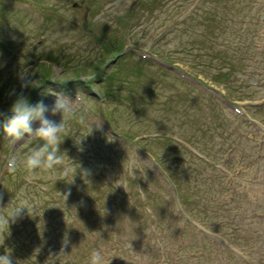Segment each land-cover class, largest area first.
I'll return each mask as SVG.
<instances>
[{"label": "rangeland", "instance_id": "1", "mask_svg": "<svg viewBox=\"0 0 264 264\" xmlns=\"http://www.w3.org/2000/svg\"><path fill=\"white\" fill-rule=\"evenodd\" d=\"M222 58L238 69L215 78L227 69ZM25 71L32 82L21 89ZM13 89L49 108L57 95L72 100L75 118L58 153L72 171L63 180L59 165L27 172L25 158L43 142L26 134L12 144L0 127V214L29 205L5 231L0 255L10 250L14 264H88L97 245L112 264H150L158 241L161 264H175L172 205L222 232L237 224L232 238L253 246L252 264H264V0H0V111L10 112ZM140 186L161 227L154 234ZM188 234L190 249L199 247ZM208 254L199 263L217 264Z\"/></svg>", "mask_w": 264, "mask_h": 264}, {"label": "clouds", "instance_id": "2", "mask_svg": "<svg viewBox=\"0 0 264 264\" xmlns=\"http://www.w3.org/2000/svg\"><path fill=\"white\" fill-rule=\"evenodd\" d=\"M19 80L21 81V89L27 88L32 82L26 71L20 73ZM9 95L14 96L15 99L10 105L11 115L3 124L5 137L12 144L23 139L26 134L30 138H37L43 142L37 148L33 149L25 158L23 162L25 170L29 173H33L37 169L41 171H50L54 169L61 163V157L58 156V153L60 152L59 145L62 141L61 134L65 132V122L70 117L75 118L72 100L62 94L57 95L53 105L49 108V106L45 105L43 100H39L35 104L29 103L28 98L24 95L22 90L17 92L13 89ZM49 111L52 115L57 113L61 114L59 123L48 119L44 115L45 112ZM82 119L83 118L80 117L81 121ZM34 120L39 121V127H32V122ZM10 166L13 170L15 169V160L11 162ZM74 171L76 174L77 168ZM83 174L86 176L88 172L85 170ZM64 175H67L66 171L61 174V176H58L57 180L62 179ZM0 199H2V194H0ZM28 207V201L20 200L17 206L9 208L8 211L0 214V245L4 243V234L5 231H8L10 223H15L21 218L24 210L28 211ZM66 243L67 241H65V244ZM0 264H14L10 250L0 255ZM88 264H102L100 253L94 251L91 254Z\"/></svg>", "mask_w": 264, "mask_h": 264}, {"label": "trees", "instance_id": "3", "mask_svg": "<svg viewBox=\"0 0 264 264\" xmlns=\"http://www.w3.org/2000/svg\"><path fill=\"white\" fill-rule=\"evenodd\" d=\"M203 1V0H202ZM201 1V2H202ZM224 61H226V63H227V69L224 71V72H222V71H220V72H217L215 75H216V77L215 78H225L226 76L225 75H228V74H230L232 71H234L235 70V68H234V66H233V64L231 63V60L230 59H224V58H222ZM89 161V163L91 164L92 163V161L89 159L88 160ZM92 165H95V163L94 164H92ZM177 188V187H176ZM177 190H178V188H177ZM179 192V191H178ZM180 194V193H179ZM79 196H83V195H81V194H78ZM68 200V199H67ZM54 201H55V197L54 198H52V199H49V201L48 202H46V203H44V206L45 205H50V204H52V203H54ZM85 201V200H84ZM196 219H198L200 222H203V220L202 219H200V218H196ZM156 227V229H159L158 228V226L156 225L155 226ZM181 256H183V252H182V254H181Z\"/></svg>", "mask_w": 264, "mask_h": 264}]
</instances>
